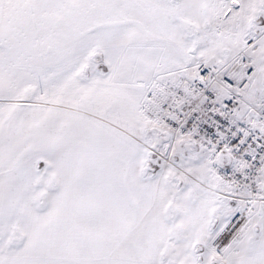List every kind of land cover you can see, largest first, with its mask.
Wrapping results in <instances>:
<instances>
[{
	"label": "snow or ice",
	"instance_id": "obj_1",
	"mask_svg": "<svg viewBox=\"0 0 264 264\" xmlns=\"http://www.w3.org/2000/svg\"><path fill=\"white\" fill-rule=\"evenodd\" d=\"M0 264H264V0H0Z\"/></svg>",
	"mask_w": 264,
	"mask_h": 264
}]
</instances>
